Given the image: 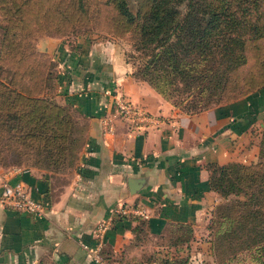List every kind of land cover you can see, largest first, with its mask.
<instances>
[{
    "label": "crops",
    "instance_id": "obj_1",
    "mask_svg": "<svg viewBox=\"0 0 264 264\" xmlns=\"http://www.w3.org/2000/svg\"><path fill=\"white\" fill-rule=\"evenodd\" d=\"M85 37L37 43L56 62L58 90L85 121V139L64 184L35 168L0 176V192L3 180L21 182L45 208L34 217L0 204V264H95L82 244L92 246L95 225L111 216L103 254L112 264H216L207 226L223 200L210 188L209 167L257 160L264 89L183 114L132 76L120 46ZM113 90L162 123L136 133L115 120L113 131L103 132ZM130 179L139 181L135 192ZM119 203L149 217L113 216Z\"/></svg>",
    "mask_w": 264,
    "mask_h": 264
},
{
    "label": "trees",
    "instance_id": "obj_2",
    "mask_svg": "<svg viewBox=\"0 0 264 264\" xmlns=\"http://www.w3.org/2000/svg\"><path fill=\"white\" fill-rule=\"evenodd\" d=\"M107 8L104 28L136 35L132 76L187 115L230 97L248 42L264 39V0H100L96 7ZM89 9L88 0H0V151L31 149L47 166L71 160L80 139L64 107L46 97L52 77L29 38L74 25ZM209 168L210 188L223 200L207 226L214 261L264 264V128L254 163Z\"/></svg>",
    "mask_w": 264,
    "mask_h": 264
},
{
    "label": "rangeland",
    "instance_id": "obj_3",
    "mask_svg": "<svg viewBox=\"0 0 264 264\" xmlns=\"http://www.w3.org/2000/svg\"><path fill=\"white\" fill-rule=\"evenodd\" d=\"M99 1L100 0H88V6L90 7L88 15L85 14L81 16L80 18L82 19L80 20V22H75L74 25L68 26L72 27V29H67L68 27L63 29L60 26L48 27V31H46V33L37 36H40V38H36V34H31L29 40H31V43L35 45L37 49V43H39L40 41L60 40L64 41L65 43H69L75 41L76 36H86V40H98L101 42H109L114 44L116 43L122 48L125 59L127 61L129 59H132L136 63L138 60V54L133 49V42L136 37L135 33L132 32L131 29L122 33H113L110 29L104 28V25H106V19L109 22L108 18L106 17L113 12L108 8L100 11L96 9V7H98ZM31 11L33 12L34 9H31ZM56 21L57 20H55V22ZM49 22L50 19L45 21L44 23L47 24ZM22 33L26 32L22 31ZM37 50L39 51V49ZM45 51V47L42 51H39L45 56L44 58L46 59L44 63L45 67L43 68V70L49 71L52 77V79H50L49 81L50 89L46 91V97L49 98L51 102L64 107L67 115L69 116L70 122L74 127L75 134L80 139V142L74 148L71 160L67 161L69 159L67 155L65 156V159L63 161L61 160L60 163L57 164L58 166H47L41 163H37L36 161L38 159H41L42 157L36 153L33 154V150L31 149L16 151L15 153L8 147H2L0 151V159H3L4 162L0 163V176L6 177L12 173H16L24 169L35 168L50 173L51 176L54 177V182L57 185H60L68 181L70 173L77 163L79 152L83 146L85 139L86 124L78 114V112H76L75 108H73L71 104H68L64 100H62L63 95L59 92L57 85L58 82L54 79V74H58L57 64L55 61L51 60V57ZM246 56V63L241 66L236 72H234L232 76L231 85L228 88L230 97L224 99L218 104L211 105V107L229 103L232 100L264 89V39L248 42ZM2 141L6 142L7 139H2ZM18 149H20V147H17V150Z\"/></svg>",
    "mask_w": 264,
    "mask_h": 264
},
{
    "label": "built area",
    "instance_id": "obj_4",
    "mask_svg": "<svg viewBox=\"0 0 264 264\" xmlns=\"http://www.w3.org/2000/svg\"><path fill=\"white\" fill-rule=\"evenodd\" d=\"M114 98L111 112L101 118L103 132H112L114 121L120 120L128 130L133 132L147 131L155 128L162 123L159 115L152 114L130 100L119 95L113 90ZM19 172V171H18ZM6 177H2L4 179ZM0 204L8 209L18 212H24L34 217L44 215V203L33 198L27 188L21 182L14 185L2 181L0 192ZM112 215L118 218L129 217L131 215L147 219L148 212L140 206H130L125 203L117 204L112 210ZM113 217L97 222L94 227V244L92 246L82 244L83 250L88 254L95 264H112L103 254L105 234L111 227Z\"/></svg>",
    "mask_w": 264,
    "mask_h": 264
},
{
    "label": "water",
    "instance_id": "obj_5",
    "mask_svg": "<svg viewBox=\"0 0 264 264\" xmlns=\"http://www.w3.org/2000/svg\"><path fill=\"white\" fill-rule=\"evenodd\" d=\"M139 184V181L130 179L128 180V187L131 192H135L137 190V186Z\"/></svg>",
    "mask_w": 264,
    "mask_h": 264
}]
</instances>
